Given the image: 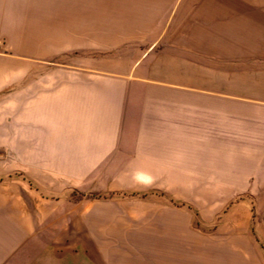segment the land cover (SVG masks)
<instances>
[{
    "label": "rangeland",
    "instance_id": "obj_1",
    "mask_svg": "<svg viewBox=\"0 0 264 264\" xmlns=\"http://www.w3.org/2000/svg\"><path fill=\"white\" fill-rule=\"evenodd\" d=\"M144 1L0 0V186L51 194L8 264H264V0L205 3L187 58L129 68L156 23ZM42 90L70 124L122 96L118 159L142 122L138 161L47 147L36 163L27 93Z\"/></svg>",
    "mask_w": 264,
    "mask_h": 264
},
{
    "label": "crops",
    "instance_id": "obj_2",
    "mask_svg": "<svg viewBox=\"0 0 264 264\" xmlns=\"http://www.w3.org/2000/svg\"><path fill=\"white\" fill-rule=\"evenodd\" d=\"M205 3L212 1L145 0L140 3L136 17L156 23L141 31L144 38L139 40V44L143 48L139 56L130 54L127 57L128 67L150 68L154 66V61L187 58L184 53L193 51L192 39L188 41L187 38L190 35L188 21L205 20ZM50 96L44 90L27 93L26 148L37 149L36 163L47 162L44 156L47 147H87L92 150V159L71 162L113 164L138 161L142 122H137L135 126L136 144L133 146L136 149L122 156L125 159H118L129 121L128 104L123 102L122 96L103 108L88 107L83 113L74 114L72 124L60 102H50ZM65 126L69 130H65ZM31 162H34L33 157ZM25 192L26 198L17 188L0 186V264H8L26 252L35 238L33 213L49 210L47 197L51 194L48 191L38 188L37 191L25 189ZM35 196L38 197L37 203L34 202Z\"/></svg>",
    "mask_w": 264,
    "mask_h": 264
}]
</instances>
